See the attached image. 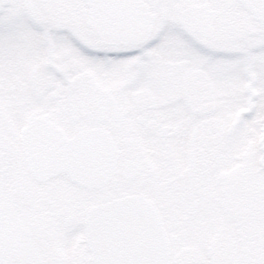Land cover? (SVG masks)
Masks as SVG:
<instances>
[{"label": "snow or ice", "instance_id": "snow-or-ice-1", "mask_svg": "<svg viewBox=\"0 0 264 264\" xmlns=\"http://www.w3.org/2000/svg\"><path fill=\"white\" fill-rule=\"evenodd\" d=\"M0 264H264V0H0Z\"/></svg>", "mask_w": 264, "mask_h": 264}]
</instances>
